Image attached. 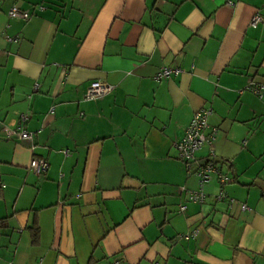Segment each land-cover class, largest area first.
Returning a JSON list of instances; mask_svg holds the SVG:
<instances>
[{"label": "crops", "instance_id": "0c3cea01", "mask_svg": "<svg viewBox=\"0 0 264 264\" xmlns=\"http://www.w3.org/2000/svg\"><path fill=\"white\" fill-rule=\"evenodd\" d=\"M256 12L264 0H0V264H264ZM93 80L112 89L86 100ZM203 108L217 133L188 171L174 143ZM17 127L32 140L5 135ZM210 156L227 197L213 179L190 202Z\"/></svg>", "mask_w": 264, "mask_h": 264}, {"label": "built area", "instance_id": "2783aa9c", "mask_svg": "<svg viewBox=\"0 0 264 264\" xmlns=\"http://www.w3.org/2000/svg\"><path fill=\"white\" fill-rule=\"evenodd\" d=\"M227 5H233L232 1H227ZM8 16L12 18H18L21 20H27L30 18L31 13L25 10H21L16 6H11L8 10ZM264 20V17L259 12L254 13L251 17L250 24L252 26H256ZM179 69L177 68H168L161 67L160 71L155 75V80H160L162 77H167L170 74H178ZM249 90L253 93L261 96V90L264 89V84L252 85L248 86ZM112 89V86L102 82L100 80H93L89 83L85 90L84 99L93 100L99 99L103 97L105 94L109 93ZM52 111V109H51ZM211 113V109H200L196 111L189 123L187 124L184 134L174 143L175 148L178 152V157L185 164L188 171L191 169L192 163L195 162V152L202 147V145L207 144L211 145L215 140V136L217 133V129L212 127L209 128L207 119ZM22 121L25 120L23 116H21ZM7 137L15 136L19 141L30 142L33 138V132L25 130L21 127H17L13 130H6ZM213 155V154H212ZM211 155V156H212ZM208 157L204 162L196 165V168L193 170V174L196 176L198 180V188L196 190H188L187 191V200L193 203H203L206 198V193L203 191V186L209 181L215 179L219 184V191L216 195L217 200L226 199V192L224 190V186L228 183L229 177L221 172L219 167L217 166L213 157ZM48 167V163L45 158H32L29 162V169L39 175L43 174ZM232 202V199H229ZM241 208L248 209L245 204L241 205ZM186 209L184 204L179 206V211L182 212ZM197 230H194L191 233L183 235L184 238L196 237ZM114 264H119L115 262Z\"/></svg>", "mask_w": 264, "mask_h": 264}, {"label": "trees", "instance_id": "16d2710c", "mask_svg": "<svg viewBox=\"0 0 264 264\" xmlns=\"http://www.w3.org/2000/svg\"><path fill=\"white\" fill-rule=\"evenodd\" d=\"M31 233H32V239H33V241L36 242V240L38 238V228L37 227L32 228Z\"/></svg>", "mask_w": 264, "mask_h": 264}]
</instances>
